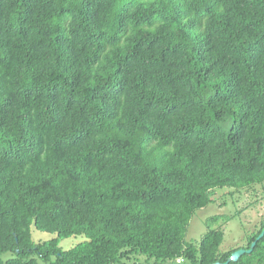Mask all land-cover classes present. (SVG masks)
<instances>
[{"label": "trees", "instance_id": "obj_1", "mask_svg": "<svg viewBox=\"0 0 264 264\" xmlns=\"http://www.w3.org/2000/svg\"><path fill=\"white\" fill-rule=\"evenodd\" d=\"M261 185L264 0H0V264L225 263L190 221Z\"/></svg>", "mask_w": 264, "mask_h": 264}, {"label": "rangeland", "instance_id": "obj_2", "mask_svg": "<svg viewBox=\"0 0 264 264\" xmlns=\"http://www.w3.org/2000/svg\"><path fill=\"white\" fill-rule=\"evenodd\" d=\"M213 199L214 202L198 210L191 219L186 240L198 243L209 229L222 227L224 241L220 250L225 252L243 249L247 245V236L255 233L264 220V186H256L253 191H238L234 194L228 189H217ZM215 216L221 218L219 221L212 222ZM31 230L35 242L47 241L56 236L38 231L35 227H32ZM83 241V237H70L62 239L60 245L64 250H67ZM9 256L6 253L3 255V259H7ZM179 261H166L165 264H190L187 261Z\"/></svg>", "mask_w": 264, "mask_h": 264}, {"label": "water", "instance_id": "obj_3", "mask_svg": "<svg viewBox=\"0 0 264 264\" xmlns=\"http://www.w3.org/2000/svg\"><path fill=\"white\" fill-rule=\"evenodd\" d=\"M264 237V231L259 235V237L257 238V240L255 242L252 243V245L250 246L249 249H239L237 251H235L234 253H232L231 257L225 262V263H216V264H229L231 262H237L244 254H250L253 252V250L255 249V246L257 244V242L259 240H261Z\"/></svg>", "mask_w": 264, "mask_h": 264}]
</instances>
